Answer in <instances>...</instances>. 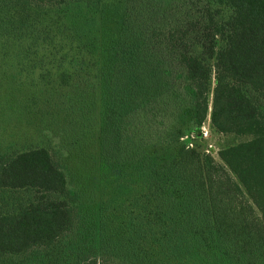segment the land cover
I'll return each mask as SVG.
<instances>
[{
	"label": "trees",
	"instance_id": "trees-1",
	"mask_svg": "<svg viewBox=\"0 0 264 264\" xmlns=\"http://www.w3.org/2000/svg\"><path fill=\"white\" fill-rule=\"evenodd\" d=\"M55 1L68 4L0 0V31L15 30L29 11ZM183 7L163 27L142 28L127 11L103 12L101 20L116 26L100 53L112 127L120 130L129 114L177 94L196 136L209 114L218 133L239 138L217 152L220 162L180 145L168 163L152 165L149 232L166 264H264V0H183ZM75 198L45 148L0 156V259L56 245L72 227ZM125 254L78 264L143 262L133 244Z\"/></svg>",
	"mask_w": 264,
	"mask_h": 264
},
{
	"label": "rangeland",
	"instance_id": "rangeland-1",
	"mask_svg": "<svg viewBox=\"0 0 264 264\" xmlns=\"http://www.w3.org/2000/svg\"><path fill=\"white\" fill-rule=\"evenodd\" d=\"M66 2L41 4L22 26L1 28L0 156L45 148L75 189L73 224L50 249L2 258L0 264H78L104 253L118 260L130 244L143 258L131 262L166 264L157 251L164 248L149 232L155 220L149 207L152 165L168 163L180 145L220 162L217 152L240 139L218 133L209 114L196 136L177 94L159 99L144 114H129L120 130L112 127L100 53L116 26L101 20L103 12L127 11L142 28L163 27L183 12V0ZM136 228L141 232L133 239Z\"/></svg>",
	"mask_w": 264,
	"mask_h": 264
},
{
	"label": "built area",
	"instance_id": "built-area-1",
	"mask_svg": "<svg viewBox=\"0 0 264 264\" xmlns=\"http://www.w3.org/2000/svg\"><path fill=\"white\" fill-rule=\"evenodd\" d=\"M201 133L203 134V136L205 137L208 133V131L206 130V128H204V126L201 128Z\"/></svg>",
	"mask_w": 264,
	"mask_h": 264
}]
</instances>
